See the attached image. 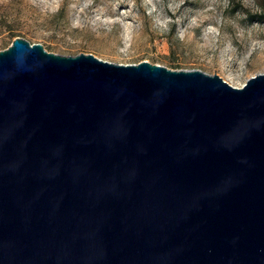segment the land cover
<instances>
[{"label":"water","instance_id":"95a60500","mask_svg":"<svg viewBox=\"0 0 264 264\" xmlns=\"http://www.w3.org/2000/svg\"><path fill=\"white\" fill-rule=\"evenodd\" d=\"M0 264H264V72L234 86L15 38Z\"/></svg>","mask_w":264,"mask_h":264},{"label":"rangeland","instance_id":"374dc122","mask_svg":"<svg viewBox=\"0 0 264 264\" xmlns=\"http://www.w3.org/2000/svg\"><path fill=\"white\" fill-rule=\"evenodd\" d=\"M260 0H0V50L17 37L63 55L201 69L234 86L264 72Z\"/></svg>","mask_w":264,"mask_h":264},{"label":"trees","instance_id":"16d2710c","mask_svg":"<svg viewBox=\"0 0 264 264\" xmlns=\"http://www.w3.org/2000/svg\"><path fill=\"white\" fill-rule=\"evenodd\" d=\"M252 15V20L256 19L258 21H263L264 22V0H260L258 4V9L256 12L251 13Z\"/></svg>","mask_w":264,"mask_h":264}]
</instances>
